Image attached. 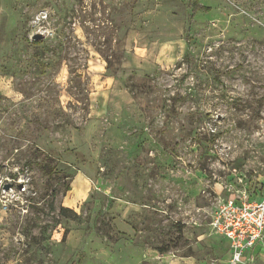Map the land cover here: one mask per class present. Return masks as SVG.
<instances>
[{"label": "rangeland", "instance_id": "374dc122", "mask_svg": "<svg viewBox=\"0 0 264 264\" xmlns=\"http://www.w3.org/2000/svg\"><path fill=\"white\" fill-rule=\"evenodd\" d=\"M194 1L0 0V264H167L264 191V0Z\"/></svg>", "mask_w": 264, "mask_h": 264}, {"label": "built area", "instance_id": "2783aa9c", "mask_svg": "<svg viewBox=\"0 0 264 264\" xmlns=\"http://www.w3.org/2000/svg\"><path fill=\"white\" fill-rule=\"evenodd\" d=\"M209 227L211 233L228 239V264L241 263L244 253L264 237V191L256 198L245 192L222 198Z\"/></svg>", "mask_w": 264, "mask_h": 264}, {"label": "crops", "instance_id": "0c3cea01", "mask_svg": "<svg viewBox=\"0 0 264 264\" xmlns=\"http://www.w3.org/2000/svg\"><path fill=\"white\" fill-rule=\"evenodd\" d=\"M261 192V190H256L250 194L251 198L258 197ZM195 230L193 229V231ZM185 238L188 237L186 236ZM190 245L192 247L190 254H179L175 258H170L167 264H228L230 251L227 238L212 234L211 232H198L195 234V238L191 239ZM198 245L199 247H203L205 253L198 250ZM145 249L148 248L145 247ZM126 259L129 264H133L134 254L128 253ZM245 263L264 264V237L244 253L242 262L239 264Z\"/></svg>", "mask_w": 264, "mask_h": 264}, {"label": "trees", "instance_id": "16d2710c", "mask_svg": "<svg viewBox=\"0 0 264 264\" xmlns=\"http://www.w3.org/2000/svg\"><path fill=\"white\" fill-rule=\"evenodd\" d=\"M193 5H194V6H193L194 10H203V11H207V10H208L207 7H205V6L201 5V4H199L198 0H195L194 3H193ZM69 210H71V209L68 208V207H61V209H60V213H61V214H65L66 211H69Z\"/></svg>", "mask_w": 264, "mask_h": 264}, {"label": "water", "instance_id": "95a60500", "mask_svg": "<svg viewBox=\"0 0 264 264\" xmlns=\"http://www.w3.org/2000/svg\"><path fill=\"white\" fill-rule=\"evenodd\" d=\"M34 38L35 39L42 38V34L41 33H35ZM7 187H9V186H7Z\"/></svg>", "mask_w": 264, "mask_h": 264}]
</instances>
